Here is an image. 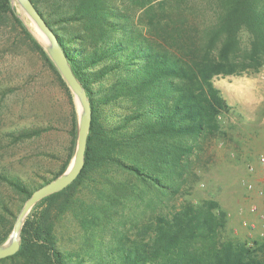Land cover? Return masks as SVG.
Returning <instances> with one entry per match:
<instances>
[{
  "label": "trees",
  "instance_id": "trees-1",
  "mask_svg": "<svg viewBox=\"0 0 264 264\" xmlns=\"http://www.w3.org/2000/svg\"><path fill=\"white\" fill-rule=\"evenodd\" d=\"M32 1L86 89L93 119L81 173L33 206L20 249L0 264H264V235L225 237L218 200L179 201L193 188L200 141L219 135L232 110L214 77L264 64V0ZM10 23V51L31 53L43 67L33 77L64 92L69 106L64 116L9 130L10 143L59 130L62 119L69 140L51 176L29 182L0 168V245L25 201L68 168L79 134L73 91L15 2L0 0V25ZM69 218L73 247L62 241Z\"/></svg>",
  "mask_w": 264,
  "mask_h": 264
},
{
  "label": "rangeland",
  "instance_id": "rangeland-1",
  "mask_svg": "<svg viewBox=\"0 0 264 264\" xmlns=\"http://www.w3.org/2000/svg\"><path fill=\"white\" fill-rule=\"evenodd\" d=\"M15 6L18 15L38 38L36 24L18 2ZM13 28L11 23L0 25V168L18 172L33 182L39 180L40 175L51 176L49 170L60 165L69 140L65 119L60 122L61 129L15 144L10 143L6 132L35 122L46 123L57 111L64 116L69 106L64 92L33 77L43 67L31 53L20 49L10 51V43L16 41ZM247 38L243 34L244 44ZM213 82L232 110L222 117L219 135L200 141L192 157V168L196 171L193 188L179 201L218 200L228 213L223 235L252 242L264 235V217L259 210L252 209L257 203L251 196L255 189L248 188L250 182L261 187L256 178L260 177L257 160L264 155V64L252 73L217 75ZM251 164L254 171L249 169ZM3 189L17 206L18 194L8 186ZM254 212H258L259 217ZM77 233L76 223L67 219L63 228L64 245L75 246Z\"/></svg>",
  "mask_w": 264,
  "mask_h": 264
},
{
  "label": "water",
  "instance_id": "water-1",
  "mask_svg": "<svg viewBox=\"0 0 264 264\" xmlns=\"http://www.w3.org/2000/svg\"><path fill=\"white\" fill-rule=\"evenodd\" d=\"M13 1L18 2L28 17L36 24L40 34L38 37L39 39L36 36L35 37L49 53L55 65L74 93L79 114V134L76 152L68 168L60 176L36 189L25 201L17 216L9 238L2 245H0V259L13 255L20 249L22 227L33 206L42 198L66 188L68 185L73 183L81 173L85 165L88 137L93 119L92 104L88 93L75 74L54 29L49 26L44 16L37 9L32 0ZM41 35L45 37L46 43L41 40Z\"/></svg>",
  "mask_w": 264,
  "mask_h": 264
},
{
  "label": "crops",
  "instance_id": "crops-1",
  "mask_svg": "<svg viewBox=\"0 0 264 264\" xmlns=\"http://www.w3.org/2000/svg\"><path fill=\"white\" fill-rule=\"evenodd\" d=\"M257 164H258V176L260 175V177L256 178L258 179V181H260L259 183L262 185H264V164H260L258 163V160H257ZM258 188V187H257ZM252 192V197L254 198L255 201H257V203H254L253 206H258V207H264V196H261L258 194L257 192V189H255L254 191H251ZM255 216H258V212H254Z\"/></svg>",
  "mask_w": 264,
  "mask_h": 264
},
{
  "label": "built area",
  "instance_id": "built-area-1",
  "mask_svg": "<svg viewBox=\"0 0 264 264\" xmlns=\"http://www.w3.org/2000/svg\"><path fill=\"white\" fill-rule=\"evenodd\" d=\"M258 161H259L260 163H264V155L259 156ZM249 169H250L251 171H254V170H255L254 164H251V165L249 166ZM248 188L251 189V190H253V189H257L258 194L261 195V196H264V186H261V187H258V188H257L256 185H255L254 183L250 182L249 185H248ZM252 209H253V211H258V210H259V214H260V216H261V217H264V207L261 208V209H259L258 206H253Z\"/></svg>",
  "mask_w": 264,
  "mask_h": 264
},
{
  "label": "bare ground",
  "instance_id": "bare-ground-1",
  "mask_svg": "<svg viewBox=\"0 0 264 264\" xmlns=\"http://www.w3.org/2000/svg\"><path fill=\"white\" fill-rule=\"evenodd\" d=\"M41 36H42L43 42L46 43V39H45V37H44L43 35H41Z\"/></svg>",
  "mask_w": 264,
  "mask_h": 264
}]
</instances>
